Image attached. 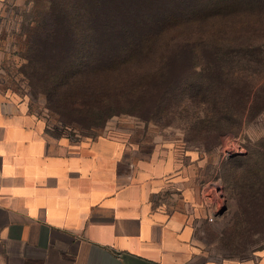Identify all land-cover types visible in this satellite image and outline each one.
Wrapping results in <instances>:
<instances>
[{"label":"crops","instance_id":"crops-1","mask_svg":"<svg viewBox=\"0 0 264 264\" xmlns=\"http://www.w3.org/2000/svg\"><path fill=\"white\" fill-rule=\"evenodd\" d=\"M130 138L53 135L0 91V264H264L210 258L191 163Z\"/></svg>","mask_w":264,"mask_h":264},{"label":"trees","instance_id":"trees-1","mask_svg":"<svg viewBox=\"0 0 264 264\" xmlns=\"http://www.w3.org/2000/svg\"><path fill=\"white\" fill-rule=\"evenodd\" d=\"M103 6L113 10L108 21ZM50 8L45 34L59 41L41 59L33 44L27 70L84 125L191 105L190 131L211 146L241 127L262 85L253 80L264 72V35L256 34L264 0H52Z\"/></svg>","mask_w":264,"mask_h":264},{"label":"rangeland","instance_id":"rangeland-1","mask_svg":"<svg viewBox=\"0 0 264 264\" xmlns=\"http://www.w3.org/2000/svg\"><path fill=\"white\" fill-rule=\"evenodd\" d=\"M51 2L0 0V91L8 92L15 101L25 104L53 135L77 141L105 134H126L132 141L138 140L144 151L159 144L172 149L174 157L191 163L192 183L199 189L205 216V221L196 226L195 236L208 256L215 260L244 258L264 249V170H258L264 168V109H261L264 72L255 73L253 81L259 80L262 85L241 127L220 135L211 146L204 137L190 131L187 113L195 111L191 105L180 114L169 111L146 119L137 114L120 113L109 117L102 125H84L75 119L77 115L58 102V94L48 95L39 76L27 70L29 48L33 44L43 49L41 59L59 41H49L45 34V29L51 25ZM90 2L99 4L101 0ZM103 7L105 10H99L106 13L108 21L113 10ZM258 22L256 20V27ZM256 34L261 36L264 32L259 30ZM176 68L172 65L175 70L172 78L178 76ZM226 150L230 153L225 154ZM233 155L238 156L229 159ZM245 164L251 165L250 170H243ZM219 207L226 209L217 215Z\"/></svg>","mask_w":264,"mask_h":264},{"label":"water","instance_id":"water-1","mask_svg":"<svg viewBox=\"0 0 264 264\" xmlns=\"http://www.w3.org/2000/svg\"><path fill=\"white\" fill-rule=\"evenodd\" d=\"M226 208L223 207L220 211V213H222ZM124 259L126 260L127 264H153V263H150V262H146V261H142V260H138V259H135L131 256H124Z\"/></svg>","mask_w":264,"mask_h":264},{"label":"built area","instance_id":"built-area-1","mask_svg":"<svg viewBox=\"0 0 264 264\" xmlns=\"http://www.w3.org/2000/svg\"><path fill=\"white\" fill-rule=\"evenodd\" d=\"M224 153H225V154H228V153H230V151H229V150H226V152H224ZM222 208H223V207H219V208H218V210H217V213H218V214H217V215H220V214H221L220 211H221ZM208 220L211 221V220H212V217L209 216V217H208Z\"/></svg>","mask_w":264,"mask_h":264}]
</instances>
